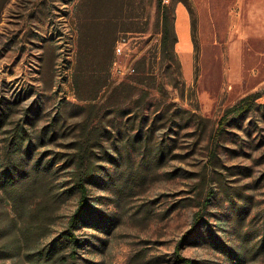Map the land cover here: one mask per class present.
<instances>
[{
	"label": "rangeland",
	"instance_id": "374dc122",
	"mask_svg": "<svg viewBox=\"0 0 264 264\" xmlns=\"http://www.w3.org/2000/svg\"><path fill=\"white\" fill-rule=\"evenodd\" d=\"M158 1L0 0V103L52 124L35 156L95 140L76 264H264V0H162L172 47ZM46 190L0 184V264H70L44 257L78 193Z\"/></svg>",
	"mask_w": 264,
	"mask_h": 264
},
{
	"label": "trees",
	"instance_id": "16d2710c",
	"mask_svg": "<svg viewBox=\"0 0 264 264\" xmlns=\"http://www.w3.org/2000/svg\"><path fill=\"white\" fill-rule=\"evenodd\" d=\"M158 9L161 14V43L163 46L169 45L172 47L176 42V34L171 26L170 11L166 5L162 4V0L158 1ZM193 37L194 24L192 23ZM7 104L3 106L0 103V150L3 154L0 160V184L9 187H25L40 183L43 188L47 187L46 192L50 193L54 200H59L61 197L69 196L74 192L78 193L77 206L69 217L67 227L47 243L44 257L45 259L51 257L61 258L64 263H67L70 259V264H76L74 262L75 253L84 243L76 230L79 224L84 221L88 212L87 207L90 198L88 185L95 171L99 168V165L93 162L91 156L92 144L95 140L93 137L82 136L74 142L73 153L67 157L53 155L46 158L45 153L35 156L38 147L57 137L55 129L51 126L52 124L39 130L34 127V115L37 114V108L33 105L23 111L22 116L19 118L10 119L8 111L11 110L10 104H14V102H8ZM250 105L249 98H243L232 109L238 114L249 108ZM147 132H145V137L146 141H149ZM142 137V127L140 125L134 139L135 141H141ZM161 149L162 147L160 151ZM58 161H62L61 167L66 169L68 180H66L65 187L63 186V188H58L52 192L51 186L48 187L49 183L46 178ZM200 221L205 222L204 216L196 214L193 229ZM191 231L188 232L187 236ZM181 259L184 264H192V260L189 258Z\"/></svg>",
	"mask_w": 264,
	"mask_h": 264
}]
</instances>
